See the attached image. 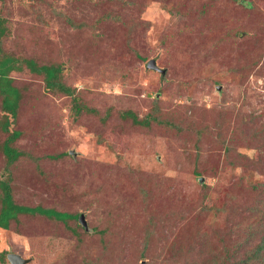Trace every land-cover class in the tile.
I'll use <instances>...</instances> for the list:
<instances>
[{"label": "rangeland", "instance_id": "1", "mask_svg": "<svg viewBox=\"0 0 264 264\" xmlns=\"http://www.w3.org/2000/svg\"><path fill=\"white\" fill-rule=\"evenodd\" d=\"M0 14L5 53L62 64L83 104L113 108L104 122L76 116L43 76L11 73L24 88L14 145L28 154L7 169L0 149V179L11 175L17 203L84 214L87 227L9 222L10 207L0 264L10 252L26 264H223L208 258L224 241L264 228V0H0ZM156 105L180 129L120 116Z\"/></svg>", "mask_w": 264, "mask_h": 264}, {"label": "trees", "instance_id": "2", "mask_svg": "<svg viewBox=\"0 0 264 264\" xmlns=\"http://www.w3.org/2000/svg\"><path fill=\"white\" fill-rule=\"evenodd\" d=\"M7 29V17L0 14V53L3 55V57L0 58V96L2 98L1 106L4 110L3 118L0 121V130L7 134V138L1 144L0 149L7 158L6 168L9 169V166L16 162L21 156L28 154V152L22 151L14 145L22 135L20 130L12 129V125L19 114L21 100L24 96V88L14 84L15 78L11 76L13 71H22L26 66L34 74L43 76L48 91H52L53 93L63 92L64 94L70 95L73 101L72 109L76 116L81 115L82 112L85 111L98 117L101 116L100 119L104 122L111 116V109L113 108L107 109L106 113L102 114L99 109L83 104L81 97L77 94V88L67 85L63 81L62 72L64 66L62 64L55 62L41 64L34 57H16L5 53L1 46V38L7 33ZM182 112L183 111L179 112V114ZM120 116L123 119H130L134 124L140 126L149 127L153 122H158L173 126L176 125V127L180 129L179 124H172V121L162 116L159 105H156L153 110L149 111L144 117H140L138 112L133 109L121 110ZM190 117L191 115L189 118ZM185 119L188 118L185 117ZM251 183L253 184L251 187L254 186L255 189H259V186H256L257 184L255 182L251 181ZM10 207L15 208L16 212L15 216H12L8 220L9 222L13 220L15 223L20 222V215H24V213L30 215L39 213L64 222L68 219H76L77 217L80 221L81 215H73L69 212L59 211L54 208L29 206L17 203L13 197L11 175L0 179V215ZM24 207L27 209L26 212L22 211ZM50 209L53 210V214L48 212ZM237 235L239 237L231 238L232 241L230 242L224 241L226 244L223 252L212 256L210 255L208 260L210 262H215L217 259H220L223 264H264V228L255 231V238L249 237L242 239L240 233ZM5 254L7 255V252H2L0 254L1 260L5 258Z\"/></svg>", "mask_w": 264, "mask_h": 264}, {"label": "water", "instance_id": "3", "mask_svg": "<svg viewBox=\"0 0 264 264\" xmlns=\"http://www.w3.org/2000/svg\"><path fill=\"white\" fill-rule=\"evenodd\" d=\"M148 67L153 68L155 70H159L162 72V74H164L166 72L165 69H162L157 65L155 60L150 61L148 63ZM71 153H74V152H71ZM201 178L204 179L203 177H201ZM80 222H82V224L87 227V222H86L84 214L80 215ZM8 259L11 262V264H26L29 262V259L22 257V255H20L16 252H10V254H8Z\"/></svg>", "mask_w": 264, "mask_h": 264}]
</instances>
